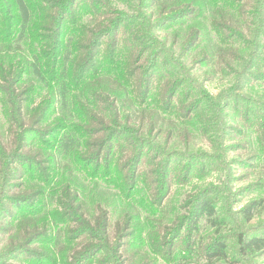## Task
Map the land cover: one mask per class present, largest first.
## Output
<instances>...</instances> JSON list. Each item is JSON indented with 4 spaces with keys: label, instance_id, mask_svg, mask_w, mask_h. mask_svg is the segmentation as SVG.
<instances>
[{
    "label": "rangeland",
    "instance_id": "obj_1",
    "mask_svg": "<svg viewBox=\"0 0 264 264\" xmlns=\"http://www.w3.org/2000/svg\"><path fill=\"white\" fill-rule=\"evenodd\" d=\"M84 1L92 5L72 3L58 42L49 3L0 0V264H264V250L247 246L264 240V0H195L193 14L163 25L159 12L187 0L150 9L148 0H102L123 22L102 39L95 67L74 74L69 61L88 46L73 38L98 34L101 22ZM121 70L123 84L104 85ZM62 79L71 85L56 104ZM126 80L141 90L129 93ZM166 89L175 90L171 109ZM128 107L133 124L122 118ZM105 120L114 142L90 177L95 165L79 170L84 145L72 142L68 159L57 149L67 134L79 140L71 130ZM203 202L210 214L198 213Z\"/></svg>",
    "mask_w": 264,
    "mask_h": 264
},
{
    "label": "trees",
    "instance_id": "obj_2",
    "mask_svg": "<svg viewBox=\"0 0 264 264\" xmlns=\"http://www.w3.org/2000/svg\"><path fill=\"white\" fill-rule=\"evenodd\" d=\"M39 1H42L45 4L49 3L46 6V12H51L52 14L55 13V15H58L55 18V20L52 21L53 26H52V28L50 27V29L51 30L53 29V31L55 33H57L55 38H57V41L59 42L60 39H61V35L63 34L61 24H62V22H64L66 20L67 16L71 12L70 9L72 8V3L74 4L77 0H68V1H70V2H68V4H64V3L58 2L59 0H39ZM109 2L110 1H108L105 4V3L102 2V0H91V4L92 5L89 6V4H87L84 1V4H87L88 6L84 5L82 7L83 8H87L88 13L91 14L93 18L97 17V18L101 19V22L97 23L98 28H99L98 34L94 32L95 34L91 33V35L89 36V34H86L85 31H84V32H81V34H80V36L78 38H73L74 44L76 45L75 46L76 49H77V46H78V50L83 49V48L88 46V52L87 53H84L82 56H80L82 54V52H83V51H81L80 52L81 54L77 53L76 56L71 61H69L70 65H74V74L79 69V66L81 65V63H83L81 66L84 67V69L82 70V71H84V73L90 71L91 69H93V67H95V65H96L95 60H96V56H98V54H99V48L101 46L102 39L113 35V33L118 30L119 25L123 22V20H121L119 18L120 14L111 6V4H109ZM186 2H187V5H185V6L181 7V8H178V9H175V10H171V11H169L167 13H164L162 11L159 12L160 13V19L157 20V24L163 25V23H165L167 21H175V20H177V19H179L181 17L193 14L195 12V9H196L195 0H187ZM151 3H152V0H148V3L146 4V5H148L149 9L151 7ZM146 5H144L141 9L144 10V7ZM19 6H20V9H21V13L23 15H25L24 17H25V21H26L25 22V26H26V23L28 22V17H29L28 6H27V4L24 1H22ZM141 13H142L141 11H138V14L140 16H141ZM54 23H55V26H54ZM76 23H77V18H75V21H74L73 25L74 24L76 25ZM78 31H79V29H76V28L71 30L72 34L75 33V32H78ZM61 47H62V45H60L58 43L57 47H56L55 55H53V58H52V63H51L52 64V68H54V66L58 65L59 52L61 50ZM114 49H115V47L113 48V50ZM123 71L124 70H121L119 74L118 73H116L115 75L112 74L110 76L112 78L107 76L104 85L107 86V87L108 86L119 87V84L124 82L123 80L125 79V78H123L124 77ZM135 74H136V72L134 70V72L131 74V77H134ZM37 75L42 77V71L39 70ZM76 78H77V76H76ZM72 79H73V77H72ZM125 82L127 84H124L123 86L125 87V89L129 93L134 94L135 92L136 93L138 92L133 87L134 84H135L136 88H139L140 90L142 88L135 81H134V83H130L128 80H126ZM55 83H56V85H58V87H57L58 94H55V92H54L55 89L53 88V90H52L53 99L55 100L56 104H57L58 101L66 103L67 97H68V90L70 88L71 83L65 81L64 79L58 80ZM168 83L169 82H167V84ZM148 89L149 88H148V84H147V86L145 87L144 94L148 93ZM160 91H161V89H160ZM174 93H175V90H172V92L169 93V92H167V89H166L164 91V94L162 95V98H161V99H163L162 101H164V103H168L170 109H171V106H172V98L174 96ZM157 99L159 100V98H157ZM143 101H142V103H144ZM154 103H156V102H154ZM154 103L149 104L148 108L153 106ZM131 105H132V103H130V106ZM74 106H75V103H74ZM50 107H51V104H49V106L47 107V109H46L47 112L50 110ZM73 107L71 109H73ZM142 111L144 112V110H142ZM125 112H126L125 113V117L122 116V118H125L124 121L125 122H129L130 124L135 123L133 121L134 120L133 115L131 116V113L133 112V110L130 107H128V110L125 111ZM192 112H193V110L191 109L187 116H189L190 113H192ZM85 113L88 114L89 116L91 115L86 110H85ZM31 114L28 116V121L29 122H33L34 124L37 125L38 123H40L42 121V119H43L42 117H40L38 119L39 115L36 116V114L33 113V112ZM116 118L119 119L117 113H116ZM107 121H109V119ZM107 121L105 120V121L99 123V126L100 125L101 126H100V128H97V129H100V130H97L96 128H92V127H97V124L89 126L91 128V130H97V131H87L86 132V131L77 130V129L71 130L74 134H76V136L79 138V140H77L76 137H70L67 134V136L61 142L60 147H58V149H57L59 156L61 158H65V159L73 158L74 156H72V154L77 153V151L76 150H74V152L72 151V148L75 147V146H71L72 142H75L76 144L80 143L79 145H81V147L84 145V147L86 148L87 152L85 154L80 155V157H82V158L84 157L86 159L83 160V161L80 160L81 158L79 159V161H80L79 163L81 165V168H79V170L82 171V172L83 171L86 172L87 168H89L92 165H95L93 173H90V172H86V173L90 177H95V176L100 175L99 174V170L101 169V164L99 162V160L101 161L100 157L103 154L105 146L109 145V147H111L110 145H112V143L114 142V135L113 136L109 135V136H106V137L103 136V134H104L103 128L105 127V124H106ZM90 123H94V122L91 121V122H89V124ZM85 130H87V129H85ZM84 136L90 138L91 140H89V141H87L85 139L81 140L82 138H85ZM123 149H125L124 150L125 153L129 151L128 149H126V147L123 148ZM86 162H88V164ZM52 163H51V165H52ZM11 164H13V163L12 162L9 163L8 160H7V163H5V165H4L5 172H4L3 176H5L6 178H11L12 177L11 176L12 174H11L10 171H11V169H13V167H12ZM107 168H108V165L105 164V169L108 171ZM7 183H6V185H7ZM23 201H27V200L25 199ZM253 205H254V203H253ZM201 210L207 212V214H210V208H209V205H208L207 202H203L200 205L198 213H201ZM245 212L247 214H249V216H251L250 207L246 208ZM247 219H250V218L248 217ZM102 231H103L104 235L108 236V234L106 232V229H105V225H104V228H103ZM27 244L28 243L26 242V245ZM59 244H62V242H60ZM249 244H252L253 246H257L258 250H264V240L251 239V240H249V242H247V246H249ZM22 248H25V246H22ZM217 249H218V247H217ZM47 264H51V263L47 262ZM52 264H54V263L52 262Z\"/></svg>",
    "mask_w": 264,
    "mask_h": 264
}]
</instances>
